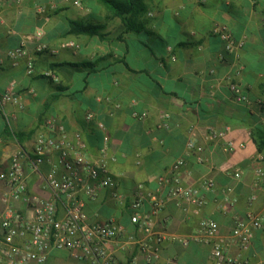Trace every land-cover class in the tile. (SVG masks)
I'll return each mask as SVG.
<instances>
[{
	"label": "crops",
	"instance_id": "crops-1",
	"mask_svg": "<svg viewBox=\"0 0 264 264\" xmlns=\"http://www.w3.org/2000/svg\"><path fill=\"white\" fill-rule=\"evenodd\" d=\"M1 1L0 96L6 91L19 95L22 108L0 105V173L8 169L11 155L22 151L27 156L26 192L53 198L46 178L56 154L48 155L37 172L31 169V151L38 135L55 137L62 126L70 139L81 134L89 160L104 162L112 179L113 185L99 188L94 199L81 190L77 197L87 222L112 220L119 226V236L105 243L115 262L216 264L211 243L193 239L199 220L211 218L229 256L264 264L263 231L254 232L247 250L231 241L237 217L264 215V174L259 183L255 180L257 168L264 173V152L251 137L252 129L264 128V0H144V14L131 18L129 27L100 0H82V7L64 0ZM51 3L57 7L49 8ZM39 5L46 9L38 11ZM70 21L101 25L102 37L72 33ZM217 24L226 26L242 47L226 53L224 42L212 32ZM25 37V55L10 59L6 51ZM39 43L45 46L42 51L37 50ZM29 61L31 74L26 72ZM232 82L241 85L246 100L233 96ZM89 112L93 118L87 122ZM225 128L243 148L227 153L220 140L206 139L209 129ZM190 139L200 153L188 149ZM258 155L260 162L254 159ZM179 157L186 162V183L199 186L212 180L214 186L203 191L206 203L199 210L166 201L153 217V231L164 236L159 258L148 261L138 242L146 237L130 222L129 201L138 187L166 195L165 188L158 191L157 179ZM236 170L239 178L233 176ZM227 188L235 202L225 207ZM5 191L0 181V193ZM251 195L255 199L249 204ZM56 202L62 215L63 205ZM14 206L25 209L19 202ZM4 210L0 203V219ZM148 211L146 202L141 212ZM43 264L90 263L53 250Z\"/></svg>",
	"mask_w": 264,
	"mask_h": 264
},
{
	"label": "built area",
	"instance_id": "built-area-1",
	"mask_svg": "<svg viewBox=\"0 0 264 264\" xmlns=\"http://www.w3.org/2000/svg\"><path fill=\"white\" fill-rule=\"evenodd\" d=\"M76 7H82V0H64ZM2 1L0 0V6ZM49 8L57 7L55 3L48 5ZM45 6H37V10L43 12ZM212 32L224 42L226 53H232L242 47L241 41H236L229 29L224 25H214ZM42 36L41 32L36 33V38ZM27 38H23L16 48L6 51L7 56L12 60L25 55V43ZM44 45L38 44L37 50L42 51ZM31 61L27 63L26 72H33ZM241 73L238 66L236 74ZM51 75V74H50ZM229 89L233 96L240 101L246 100L241 85L232 82ZM13 103L22 108L20 96L10 91L4 92L0 96V105ZM261 103V102H260ZM138 119H143L145 113H133ZM166 117V116H165ZM93 118L91 112L85 115L88 122ZM167 126L166 123L162 124ZM52 127V121L47 123ZM99 127L103 128L102 124ZM228 128L223 131L209 129L206 134L207 140H220L221 149L224 152H232L237 148H243V143H236L227 136ZM85 142L79 132L73 134L70 139L66 130L57 127V136L49 137L38 135L34 141L31 151V169L39 171V166L51 153L56 154V162L49 169L46 178V185L53 193V198L46 199L38 195H30L26 192V176L23 170V160L26 153L17 151L10 157L8 169L0 173V181L6 187V191L0 193V203L5 205L3 216L0 219V262L4 264H43L49 253L53 250L68 252L76 259L87 260L90 264H119L114 261L112 255L105 247L106 241L115 239L120 234L119 226L112 220L107 222L89 223L84 212V203L77 197V192L94 199L99 188L111 187L113 185L111 177L104 162L94 164L89 160L85 152ZM189 150L201 152L194 140L187 143ZM257 162L262 160L260 155L255 156ZM198 160L203 162L201 155ZM186 172V162L184 157H179L171 165L169 172L160 175L157 179L158 191L166 189V195L160 196L143 192L141 187L135 189L129 201L131 210L130 222L134 224L138 231L146 238L138 240L140 248L145 251L148 261L159 258L161 244L164 236L153 231V217L165 205L167 200H173L175 204L181 205L183 202L196 206L199 210L206 203L203 191H210L214 182L205 180L199 186L186 183L184 174ZM261 168L256 169V183L263 177ZM235 178L240 177V171L233 173ZM87 181H92L89 185ZM264 188V185H261ZM223 205L225 207L234 204L235 199L231 197V188L224 190ZM255 197H249V204ZM61 201L63 213H58V204ZM21 203L25 209L20 211L14 203ZM149 203V211L141 212L144 203ZM261 230L264 233V215L248 212L243 217H237L232 229L231 241L242 249L247 250L251 246L254 232ZM218 225L211 218L199 220L196 233L193 239L203 243H211V257L216 264H252L240 257H231L226 252V242L219 239ZM133 240L132 237L129 238ZM153 239V243L150 240ZM187 242L186 239L183 240Z\"/></svg>",
	"mask_w": 264,
	"mask_h": 264
},
{
	"label": "trees",
	"instance_id": "trees-1",
	"mask_svg": "<svg viewBox=\"0 0 264 264\" xmlns=\"http://www.w3.org/2000/svg\"><path fill=\"white\" fill-rule=\"evenodd\" d=\"M106 8L118 16L122 22L129 27L131 18H139L145 12L144 0H100ZM138 22V21H137ZM70 32L83 33L87 35L96 34L100 38L101 25L82 24L70 21ZM251 137L259 152H264V128H255L251 130Z\"/></svg>",
	"mask_w": 264,
	"mask_h": 264
}]
</instances>
